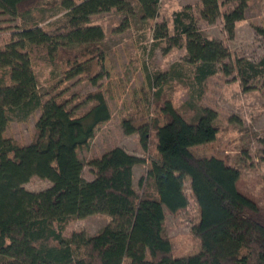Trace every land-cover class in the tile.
I'll return each mask as SVG.
<instances>
[{
	"label": "trees",
	"instance_id": "obj_1",
	"mask_svg": "<svg viewBox=\"0 0 264 264\" xmlns=\"http://www.w3.org/2000/svg\"><path fill=\"white\" fill-rule=\"evenodd\" d=\"M77 1L59 0L63 18L41 27L33 15L51 7L46 0H0L4 14L22 21L12 40L0 48V264H264V206L242 188L238 168L191 153L214 142L218 134L217 112L198 105L207 80L234 73L245 88L264 76V53L256 62L242 57L230 61L223 43L207 38L198 27L213 25L221 17L224 32L233 38L250 0H200V7L186 6L172 14L171 32L164 22L154 24L153 48L164 54L184 48L185 56L167 71L147 77L163 124L157 118L140 127L131 119L122 122L126 135H138L145 153L151 139L155 141L156 159L139 178L138 190L133 168L144 159L120 147L89 160L91 180L83 177L78 151L111 118L104 91L88 93L91 105L76 114L39 87L36 69L41 65L51 67V78L80 71L96 86L104 68V33L91 18L114 10L124 15L123 30L135 15L127 0ZM136 2L139 22L156 18L160 0ZM224 2L230 7L221 13ZM256 32L264 51V29ZM94 67L98 70L93 72ZM172 82L190 94L181 110L167 95ZM36 110L40 114L29 144L4 137L9 122H25ZM33 177L50 186L26 190L24 184ZM186 182L199 213L190 231L201 249L179 257L172 252L165 220L187 207ZM95 214L109 217L95 234L63 235L71 221Z\"/></svg>",
	"mask_w": 264,
	"mask_h": 264
},
{
	"label": "rangeland",
	"instance_id": "obj_2",
	"mask_svg": "<svg viewBox=\"0 0 264 264\" xmlns=\"http://www.w3.org/2000/svg\"><path fill=\"white\" fill-rule=\"evenodd\" d=\"M127 1L131 2L135 10L127 29L119 30L124 15L114 10L99 13L91 18V24L101 27L104 33L101 41L105 52L104 68L96 86L80 71L72 77L63 78L56 74L51 78V67L41 65L36 69V75L43 94H54L76 114L91 105V101L86 99L88 93L98 88L104 91L111 118L99 125L89 143L78 151L85 166L83 177L87 181L91 180L92 176L86 166L89 160L120 147L128 154L144 159V164L133 168V185L135 190H138L139 178L156 159L155 141L151 139L149 152L145 153L138 135H126L122 122L124 119H131L135 127H140L152 118H157L160 124H163L160 110L152 101L147 77L167 71L185 56L184 48L172 49L167 54L153 48L152 28L155 23L164 22L171 32V17L175 11L186 6L195 9L200 7L201 3L200 0H160L156 18L144 23L138 21L136 0ZM46 2L51 7L43 13L37 12L33 15L35 20H40L38 23L41 27L53 25L64 16V11L58 4L59 0ZM229 7L230 4L224 2L220 12H225ZM21 25L20 19L0 10V48H4L12 40V33L18 31ZM198 27L207 38L223 43L231 54L230 61H233L234 57H242L256 62L264 53L263 39L256 32L257 28L264 29V0H250L245 10V19L235 24L231 39L223 30L221 17L213 25L199 23ZM97 70L98 68L94 67L93 72ZM166 90L176 109L181 110L190 101L189 91L182 84L172 82ZM50 95L45 96V99ZM198 105L217 112L218 134L214 142L193 148L191 153L196 157H216L238 168L242 188L254 197L258 204L264 206V76L242 88L234 73L229 76L218 73L207 80L205 94ZM39 114L40 110H36L25 122H9L4 137L23 145L29 144ZM49 186L48 181L38 177H33L24 184L26 190L34 192ZM185 193L187 207L176 214L166 215L165 220V231L171 241L172 252L179 257L195 255L201 249L199 239L190 231L198 222L199 213L190 195L188 182ZM108 222L109 217L102 214L73 220L67 225L63 235L69 237L72 233L80 231L93 235ZM124 264L128 262L125 261Z\"/></svg>",
	"mask_w": 264,
	"mask_h": 264
}]
</instances>
